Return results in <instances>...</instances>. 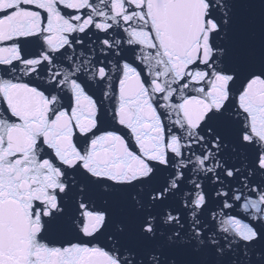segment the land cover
<instances>
[{"label": "snow or ice", "instance_id": "snow-or-ice-1", "mask_svg": "<svg viewBox=\"0 0 264 264\" xmlns=\"http://www.w3.org/2000/svg\"><path fill=\"white\" fill-rule=\"evenodd\" d=\"M0 264H264V0H0Z\"/></svg>", "mask_w": 264, "mask_h": 264}]
</instances>
